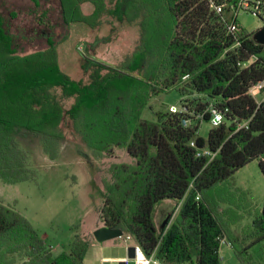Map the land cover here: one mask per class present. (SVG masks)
I'll return each mask as SVG.
<instances>
[{
    "label": "trees",
    "instance_id": "trees-1",
    "mask_svg": "<svg viewBox=\"0 0 264 264\" xmlns=\"http://www.w3.org/2000/svg\"><path fill=\"white\" fill-rule=\"evenodd\" d=\"M24 1L21 9L0 0V182L34 180L28 153L20 146L25 134L50 160L59 157L69 137L96 158L123 149L132 162L108 169L98 210L102 225L130 235L161 264H222V239L240 264H264V206L253 209L232 184L235 173L253 161L264 176V100L258 103L248 94L264 80V46L241 26L236 45L226 29L241 0H213L224 6L222 14L209 0H57L53 26L48 2ZM251 3L259 5L258 17L264 19V0ZM86 4L92 7L88 14ZM4 8L16 9L7 14ZM20 13L32 17V32L12 31L10 21ZM74 23L92 30L108 26L106 43L116 40L119 27L136 26L138 43L116 66L97 58L93 48L99 40L87 43L86 78L73 81L59 68L58 47ZM43 27L47 31H38ZM37 39L44 47L24 48ZM252 57L255 62L245 67ZM171 91L184 96L181 112L169 107L155 114V121L142 119L153 96ZM210 104L223 122L203 138L196 116L203 114L208 122ZM185 119L190 121L186 127ZM243 123L246 127L239 129ZM200 148L217 154L211 160L197 157ZM165 201L172 216L158 224L157 210ZM242 214L252 222L236 234L231 225ZM91 244L92 236L77 234L68 252L55 255L23 215L0 202V264H83Z\"/></svg>",
    "mask_w": 264,
    "mask_h": 264
},
{
    "label": "rangeland",
    "instance_id": "rangeland-1",
    "mask_svg": "<svg viewBox=\"0 0 264 264\" xmlns=\"http://www.w3.org/2000/svg\"><path fill=\"white\" fill-rule=\"evenodd\" d=\"M43 1L48 2L52 8L49 17L53 26L56 24L55 20L58 19L57 0ZM11 2L21 9H24L27 3L24 0H11ZM14 9L16 8H10L9 11L14 12ZM91 9L92 7L88 4L83 6L86 14L90 13ZM4 10L8 14L9 11L6 8ZM237 21L248 34H253L264 26L263 18L245 11L238 12ZM10 24L12 31L16 34L19 28L30 29V32L35 29L32 17L25 13L18 14L15 20L10 21ZM69 29L68 38L58 47V56L60 70L73 81L86 78L82 63L83 56L87 55L84 51L87 43L94 44L99 40L93 48L97 53V58L116 66L122 64L133 53L139 39V29L136 26L119 27L118 36L111 43L103 40L110 35L108 26L92 30L84 24L74 23L70 24ZM38 31H47V27L39 28ZM44 45L45 42L42 39H37L33 43L25 44L24 48L27 51H33ZM183 101L184 96L177 91L153 96L145 106L141 117L155 121V114L166 112L172 105L180 108ZM70 104L71 102H67L66 106L69 107ZM211 129L212 126L205 121L201 123L198 135L206 138ZM20 146L28 153V166L35 174L34 180L11 185L0 182V202L23 215L45 238L53 251L68 252L77 234L86 235L97 224L99 227L102 225L98 210L103 202L102 183L104 179L110 177L108 174L110 165L130 163L132 160L123 149H115L110 156L96 158L77 138L72 137L61 144L59 157L55 160H50L44 155L39 142L28 134L20 137ZM232 184L234 189L245 194L246 200L253 209L262 210L264 176L257 161L240 169L234 175ZM161 220L162 216L157 214L156 222L159 224ZM251 222L250 216L243 215V218L231 225V229L238 234L250 226ZM88 236H92L93 240V235ZM124 237L108 241L106 244L114 248L119 245L126 246ZM128 243L132 245L133 241L130 240ZM95 245L102 246L97 242ZM92 250L88 249L86 253H88V258L93 260ZM258 251H260V246L255 247L252 254L257 257ZM219 256L222 264H240L227 243L220 245ZM16 264L26 263L17 260Z\"/></svg>",
    "mask_w": 264,
    "mask_h": 264
},
{
    "label": "built area",
    "instance_id": "built-area-1",
    "mask_svg": "<svg viewBox=\"0 0 264 264\" xmlns=\"http://www.w3.org/2000/svg\"><path fill=\"white\" fill-rule=\"evenodd\" d=\"M210 1V7L217 13V14H222L223 12V5H219V4H216L213 0H209ZM240 11H245V12H249L253 15H256L258 16V14H260V8H259V5L257 3L255 4H252L251 3V0H241L238 5H237V8L234 9L232 15H231V18L229 20L226 21V29L228 31V33L230 34H233L237 40V44L236 45H239V41H238V37H237V34H239L240 32V24L238 23L237 21V14L238 12ZM82 49V47L80 48V50ZM256 58L255 57H252L250 58V60L244 64V66H249L250 64H252L253 62H255ZM248 94L250 96H252L258 103L262 102L264 100V80L261 81V82H258L257 84L253 85L249 90H248ZM169 110L173 113H177V112H181L182 110L177 107V106H170ZM207 111L209 113V124L212 126V127H218L219 125L222 124L223 122V114L218 111L216 109V107L213 105V104H210L207 108ZM217 116L220 117V119H217ZM196 119L197 120H200L202 121L203 123V114H199L196 116ZM183 126H188L190 124V121L188 119H185L183 120ZM246 124L247 123H243V124H240L239 125V129L240 128H243V127H246ZM192 147L195 146V143L194 142H191L190 144ZM217 154V151H211L210 149L208 148H200V149H196V156L197 157H206L208 158V160H211L213 159ZM124 237V235L122 236V238ZM124 243L128 246L129 243L128 241L130 240H133L132 237L130 235H125L124 237ZM222 243H227L225 239H222L221 240V244ZM131 248H134V257L131 259V261L133 262V264H137V260H138V254H137V249H140L142 254H143V257L145 259H147L150 264H161L159 262L158 259H156L154 256H150V257H147L141 247L139 245H137L136 243L134 245H132ZM124 264H129V261L128 260H125L124 261Z\"/></svg>",
    "mask_w": 264,
    "mask_h": 264
},
{
    "label": "crops",
    "instance_id": "crops-1",
    "mask_svg": "<svg viewBox=\"0 0 264 264\" xmlns=\"http://www.w3.org/2000/svg\"><path fill=\"white\" fill-rule=\"evenodd\" d=\"M238 172V171H237ZM236 172V173H237ZM235 173V174H236ZM172 207L171 203L169 201H165L162 203L161 206H159L157 210V214L162 216V220L165 219L169 214H171ZM161 220V221H162ZM101 224V223H100ZM103 225H100V227ZM98 224L90 230V232L84 236H88L89 234H93V231L98 228ZM133 243L132 245L135 244L134 240H132ZM94 239L92 240V244L89 249H93L92 252L94 253L91 258H88V253L85 254L84 259H83V264H124L125 260L129 261V264H133L131 261V258L128 257L129 250L132 247V245H127L126 246H116L115 248L113 246H110L108 244H102V246H96L95 245ZM107 245V246H106ZM231 248V247H230ZM55 255H58L60 252L53 251ZM20 262L26 263V260H21Z\"/></svg>",
    "mask_w": 264,
    "mask_h": 264
},
{
    "label": "water",
    "instance_id": "water-1",
    "mask_svg": "<svg viewBox=\"0 0 264 264\" xmlns=\"http://www.w3.org/2000/svg\"><path fill=\"white\" fill-rule=\"evenodd\" d=\"M253 39L256 43L264 46V26L253 33ZM171 216L172 214H169L167 216L164 224H166V222L171 218ZM92 235L93 239L97 243L103 244L105 242L122 237L124 233L121 230L111 229L103 225L94 230ZM128 257L131 259L134 257V248H130Z\"/></svg>",
    "mask_w": 264,
    "mask_h": 264
},
{
    "label": "clouds",
    "instance_id": "clouds-1",
    "mask_svg": "<svg viewBox=\"0 0 264 264\" xmlns=\"http://www.w3.org/2000/svg\"><path fill=\"white\" fill-rule=\"evenodd\" d=\"M217 119H220V117L217 116ZM137 254H138L137 264H150V262L143 257V254L140 249H137Z\"/></svg>",
    "mask_w": 264,
    "mask_h": 264
}]
</instances>
